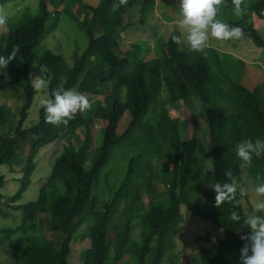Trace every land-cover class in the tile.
Returning a JSON list of instances; mask_svg holds the SVG:
<instances>
[{
	"label": "trees",
	"instance_id": "16d2710c",
	"mask_svg": "<svg viewBox=\"0 0 264 264\" xmlns=\"http://www.w3.org/2000/svg\"><path fill=\"white\" fill-rule=\"evenodd\" d=\"M16 1L0 0V5ZM79 1L74 8H67L60 5L65 0L55 2L57 5L41 0L37 15H30L27 9L22 20L0 28V55L6 57L14 45L20 46L16 59L0 74L11 71L22 89L16 113L9 106L0 107V167L18 175V191L6 196L2 190L7 178L0 173V217L13 218L16 212L21 219L14 228L0 229V249L9 244L14 264H70L73 242L88 239L90 247L80 255L83 264H200L199 257L205 259L203 264H241V236L250 232L242 220L252 209L250 200L244 198L236 209L227 203L217 208L211 184L225 182L224 173L229 169L238 182L245 170L256 180L253 164L241 168L236 145L250 139L246 124L251 125L250 119L264 137V110L258 96L264 83L256 92L247 89L237 71L241 67H234L231 77L216 47L193 52L176 45L172 36L166 42L158 40L155 46L160 55L152 60L145 59L151 51L147 42L129 43L131 49L123 52L119 38L131 27L126 18L154 13L157 0H129L119 9L112 7L118 0H100L97 6L80 5ZM159 3L167 9L174 2ZM245 4L243 19L218 18L241 27L244 38L264 49V37L251 19L253 14L264 17V0H245ZM59 5L88 38L87 49L81 54L76 50L72 65L62 73L57 67L65 64V58L42 51L45 35L59 26ZM224 5L226 10L234 8L232 0ZM164 13L157 17L162 18L161 28L180 16L176 13L165 18ZM147 19L141 21V26L148 28L143 31L150 28ZM31 68L43 70L48 97L61 84L84 93L91 102L109 92L110 118L97 124L89 110L78 113L67 125L54 126L46 122L42 106L39 121L26 128L37 96ZM193 100L207 118L214 173L200 158V138L194 137L188 121L172 115L179 104H193ZM78 130L82 137L76 136L74 143L64 146L38 199L21 203L32 183L39 152ZM99 131H103L101 146L91 162V147ZM123 147L131 154L126 172L112 198L101 205L92 194L93 187L110 157ZM161 170L170 175L168 194L155 199L152 191ZM192 188L198 190L200 203L191 198ZM233 210L241 214L240 223L229 219ZM185 214L201 219L216 232L201 238L210 243V250L203 248L200 254L179 262L186 255L184 250L176 253V237ZM42 216L48 217L54 236L62 234L60 243L47 238L44 228H39Z\"/></svg>",
	"mask_w": 264,
	"mask_h": 264
},
{
	"label": "rangeland",
	"instance_id": "374dc122",
	"mask_svg": "<svg viewBox=\"0 0 264 264\" xmlns=\"http://www.w3.org/2000/svg\"><path fill=\"white\" fill-rule=\"evenodd\" d=\"M40 1L41 0H18L14 3H7L6 5H4L8 12L7 25L22 20L23 15L25 14L24 12H26L25 10L27 9H29L28 12L30 15H37L40 11ZM51 1L54 5H57L59 0ZM77 1L78 0H65V2H60V5L68 6L67 8H74L77 4ZM160 1L161 0H157V2ZM163 1L168 2L169 0ZM79 2L80 5H82V3H85L82 0H80ZM99 2L100 0H94V2L88 4L89 6H97ZM228 3L229 0H225V4ZM47 4H49V1ZM60 5L58 7V11L61 12ZM158 5L159 6L156 12H154L152 15L149 14L150 16L136 15L135 17L131 16L130 19L126 18L125 22L129 23L131 27L126 30V34L122 33L119 38L121 50L123 52H127L131 49L129 43L147 42V44L145 45L149 47L151 51L150 55L146 56L145 59L151 60L160 55V50L155 46L160 38H163L162 41L166 42L172 35H174L175 33L178 34L175 22L164 23V28H161L159 27V25L161 26L163 24L161 22L162 18L158 19L157 17H163V12H165V18H168V16L171 14L174 15L176 13H180V0H178L177 3L171 4L167 9L161 3H159ZM224 6L226 5H223L221 7L219 13V17L222 19H243L246 13L245 11L242 15L238 16L234 13V8L226 10ZM85 15L86 12L84 11L81 15V19L84 18ZM60 16L61 17L58 28L53 32L48 33V35H45L42 43V51L50 50L54 54L61 55L65 58V64H61L57 67L58 72L62 73L63 71H65L66 66L72 65V56L76 50H79V53L81 54L87 49L88 38L85 32L79 29L77 22L74 21L65 12H61ZM145 16L146 18H148L147 22L149 21L150 25L148 31H143L142 29L148 28H145V25H140L141 21H144L143 17ZM54 17H57V14H55ZM156 19L158 24L155 25ZM251 19L254 28H256L261 36L264 37V17L257 15L255 16L253 14L251 15ZM248 22H250V20H248ZM159 30L160 32H158ZM129 37L132 40L129 39ZM209 46L216 47L218 52H220L222 60L225 61L224 64L228 66L227 68H229L231 77H233V75L235 74L233 73V68L241 67L237 71L241 76V81L249 90L255 89L256 92V88L264 83V49L262 47L244 37L239 40L230 41H218L214 38H210ZM29 73L30 77L34 78L35 76H42L43 70L31 68ZM15 81H17V76H15L11 71H5L4 73L0 74V107L9 106L13 110V112L16 113L19 108V103L21 105L22 89L20 85H17ZM46 83L47 87L41 90V92L37 93V96L35 97L34 103L29 111L28 120L25 123L26 128L31 127L39 121L40 109L42 108L40 101L42 98L48 97V82ZM258 96L264 110V85L262 86L261 94H258ZM190 103L193 104H179L176 108H174L175 110L172 111V115L181 120L188 121V124L194 131V137L200 138V158L205 162V165L208 169L209 167L213 166V155L210 146L211 143L209 129L207 126V118L200 112L199 109H197V106L195 105L196 102L194 100ZM111 104L112 100L109 92L105 93L96 101H92L93 107L90 111H92L97 124H99L102 120H107L110 118ZM250 111H246V116L251 117L250 115H248ZM250 123L253 127L248 122H246L250 131V139H252L253 141L257 138L264 140V137L261 136V130L256 127L253 120L250 119ZM183 134L186 133L183 131ZM76 136L82 137V130H78L76 133L67 136V138L57 142L56 144L44 147L39 152L35 161L36 170L32 177V183L27 192L24 194L21 203H28L36 201L38 199L41 185L49 179L55 159L63 153L65 145L75 142ZM102 136L103 131H99L95 136L94 142L91 147V162L94 161L98 156L99 148L102 142ZM130 157V152H128L124 147L116 151L115 154L110 157L105 169L102 171L101 176L98 182L94 185L92 191L93 196L98 199L101 205L107 203V201L112 198L113 191L115 190L114 188L118 186V184L124 177L127 169V163ZM252 164L255 166V171H257V174L260 176H264V156H261L259 158L253 156ZM0 173L5 174L7 178V184L2 190V193L6 196L14 195L18 191V183L16 181L18 175L9 172L7 167H0ZM158 178L159 181L155 184L152 191L155 199H161L167 196L168 185L170 182L169 173L164 172L163 170L159 172ZM255 182V178H253L245 170L239 183L242 185H254ZM197 191L198 190H196V188H192L191 193L189 194L194 201L200 203L202 199L198 195ZM13 215V218L8 219H3L0 217V229L14 228L21 224V219L18 213L13 212ZM49 225L50 223L48 217L42 216V222H40L38 225L39 228H44L47 238H54L57 243H60L62 234L57 233L54 236L49 231ZM38 232L39 230L36 232L37 236H39ZM215 232L216 231H214V229L210 225L203 222L201 219L196 217H189L187 214H185L184 225L182 226L176 237V253L181 252L182 250L186 251V255H182L179 262H186L187 260L184 258L190 259L200 254V251L203 248L206 250H210V243L201 238L208 237V235L212 237ZM89 247L90 241L88 239L84 240V242H73L70 264H83L81 262L80 255L83 250H87ZM199 261L200 264H203L205 259L203 257H199ZM0 264H14V260L12 258L8 243H6L0 249Z\"/></svg>",
	"mask_w": 264,
	"mask_h": 264
},
{
	"label": "clouds",
	"instance_id": "9594fccd",
	"mask_svg": "<svg viewBox=\"0 0 264 264\" xmlns=\"http://www.w3.org/2000/svg\"><path fill=\"white\" fill-rule=\"evenodd\" d=\"M172 1L178 2V0ZM128 3L129 0H118L112 7L119 9ZM224 3L225 0H180V16L175 21L178 34L172 35V41L178 46H186L190 51L202 53L209 46L210 38L218 41L243 38L244 31L241 27L229 25L218 18ZM158 4L159 2L155 12ZM232 4L236 15H242L246 11L245 0H232ZM136 15L140 13L133 14L132 17ZM7 23V9L4 5H0V28H5ZM19 52L20 46L14 45L8 56L0 55V70H6ZM31 79L37 93L47 87L43 76H35ZM40 103L45 110L46 122L54 126L67 125L78 113L89 111L93 107L87 95L74 88L65 89L62 84L53 91L51 97L42 98ZM236 155L242 161L241 168L251 166L253 156L257 158L264 156V140L257 138L254 141L252 139L240 141L236 145ZM208 171L214 173V166L209 167ZM224 175L227 177L225 182L211 184L216 193L215 207L220 208L227 203L236 209L241 206L244 198L250 200L252 209L245 213L242 220L243 227L250 229V232L241 236L244 243L240 249V262L264 264V176L258 175L254 185H242L231 169L225 171ZM229 219L240 223L242 218L238 211L233 210Z\"/></svg>",
	"mask_w": 264,
	"mask_h": 264
},
{
	"label": "crops",
	"instance_id": "0c3cea01",
	"mask_svg": "<svg viewBox=\"0 0 264 264\" xmlns=\"http://www.w3.org/2000/svg\"><path fill=\"white\" fill-rule=\"evenodd\" d=\"M83 2H85V3H92V2H94V0H82ZM158 3V2H157ZM131 39V38H130ZM132 40V39H131Z\"/></svg>",
	"mask_w": 264,
	"mask_h": 264
}]
</instances>
